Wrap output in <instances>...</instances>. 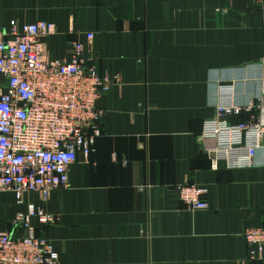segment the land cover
Instances as JSON below:
<instances>
[{
    "label": "crops",
    "instance_id": "obj_1",
    "mask_svg": "<svg viewBox=\"0 0 264 264\" xmlns=\"http://www.w3.org/2000/svg\"><path fill=\"white\" fill-rule=\"evenodd\" d=\"M14 19L55 25L47 59H70L80 41L100 74L121 81L99 101L102 135L71 165L69 187L21 204L0 191V232L18 235L12 219L33 203L57 217L33 224L58 264H264V251L248 258L244 237L264 227V147L250 167L216 170L198 142L221 84L241 105L264 94V2L0 0L4 28ZM184 182L208 187V208L179 200Z\"/></svg>",
    "mask_w": 264,
    "mask_h": 264
},
{
    "label": "built area",
    "instance_id": "obj_2",
    "mask_svg": "<svg viewBox=\"0 0 264 264\" xmlns=\"http://www.w3.org/2000/svg\"><path fill=\"white\" fill-rule=\"evenodd\" d=\"M54 30L51 22L15 19L7 30L0 20V191H12L20 204L26 193L47 202L52 191L69 187L71 165L80 155L88 160L102 135L99 101L121 81L118 73L100 74L80 41L72 42L70 59H47L43 40ZM235 94L233 84L219 86L216 114L204 121L198 136L216 170L250 167L264 147V94L246 105L238 104ZM244 112L256 114L232 121ZM177 190L189 210L209 207L208 187L184 182ZM34 219L47 225L57 217L29 203L12 219L19 234L0 232V264H58L52 242L38 235ZM244 237L248 258L261 260L264 227H249Z\"/></svg>",
    "mask_w": 264,
    "mask_h": 264
}]
</instances>
